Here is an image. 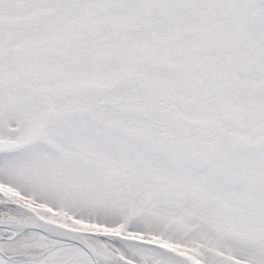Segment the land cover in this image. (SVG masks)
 Masks as SVG:
<instances>
[{
	"label": "snow or ice",
	"instance_id": "obj_1",
	"mask_svg": "<svg viewBox=\"0 0 264 264\" xmlns=\"http://www.w3.org/2000/svg\"><path fill=\"white\" fill-rule=\"evenodd\" d=\"M0 264H264V0H0Z\"/></svg>",
	"mask_w": 264,
	"mask_h": 264
}]
</instances>
